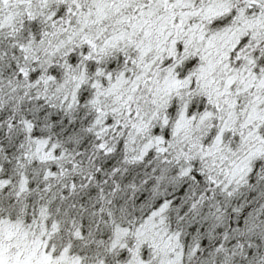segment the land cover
<instances>
[{"label":"snow or ice","instance_id":"snow-or-ice-1","mask_svg":"<svg viewBox=\"0 0 264 264\" xmlns=\"http://www.w3.org/2000/svg\"><path fill=\"white\" fill-rule=\"evenodd\" d=\"M0 264H264V0H0Z\"/></svg>","mask_w":264,"mask_h":264}]
</instances>
